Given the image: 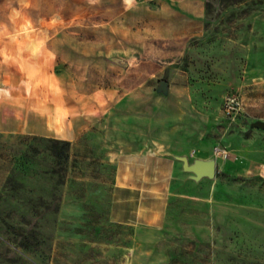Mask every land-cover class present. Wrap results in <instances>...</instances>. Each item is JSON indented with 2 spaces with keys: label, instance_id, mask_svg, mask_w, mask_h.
Instances as JSON below:
<instances>
[{
  "label": "rangeland",
  "instance_id": "rangeland-1",
  "mask_svg": "<svg viewBox=\"0 0 264 264\" xmlns=\"http://www.w3.org/2000/svg\"><path fill=\"white\" fill-rule=\"evenodd\" d=\"M0 94V264H264V0H0Z\"/></svg>",
  "mask_w": 264,
  "mask_h": 264
},
{
  "label": "crops",
  "instance_id": "crops-1",
  "mask_svg": "<svg viewBox=\"0 0 264 264\" xmlns=\"http://www.w3.org/2000/svg\"><path fill=\"white\" fill-rule=\"evenodd\" d=\"M1 99L2 98L0 94V104H1ZM13 121H14L13 122L14 124L10 126H2L0 124V129L13 130V131L20 130L22 128V119L16 118ZM203 159H206V158H203ZM170 165L171 167L169 168V164L163 165L160 162H155L152 164H147L146 170L151 171L155 176H157L155 177L156 179L157 178L161 179V178H164L168 174V172H170V170L173 168L174 164L171 163ZM145 181H148V180L147 179L145 180L142 176H137L134 174V176L132 175L131 178H128V180L125 183L128 189L126 190L127 193L131 194L132 196L131 199L137 200V203L135 205L136 207L135 214H136L137 220L139 219L141 220V216H143L142 211L145 208V201H143L142 198H144L145 192H147L148 190H156L158 192H162L161 190L163 188V182L161 180L159 182H150V183L148 182L149 184L148 183L145 184ZM162 203H163V197L161 195L155 196V203H154L155 208L153 207V210L151 211L148 219H145L144 221H147L149 223H157L161 216L160 207Z\"/></svg>",
  "mask_w": 264,
  "mask_h": 264
},
{
  "label": "trees",
  "instance_id": "trees-1",
  "mask_svg": "<svg viewBox=\"0 0 264 264\" xmlns=\"http://www.w3.org/2000/svg\"><path fill=\"white\" fill-rule=\"evenodd\" d=\"M241 1L243 0H219L222 6L236 4ZM46 140L49 142V149L54 164V172H61V174L63 173L64 175L68 159V141L56 138H47Z\"/></svg>",
  "mask_w": 264,
  "mask_h": 264
},
{
  "label": "water",
  "instance_id": "water-1",
  "mask_svg": "<svg viewBox=\"0 0 264 264\" xmlns=\"http://www.w3.org/2000/svg\"><path fill=\"white\" fill-rule=\"evenodd\" d=\"M165 87H166V82L161 81L160 88L164 89ZM255 125L264 127V122L257 121L255 122ZM182 160H183L182 168L185 171L192 172L194 174L193 177L195 179L201 178L203 176L211 178L215 174L216 163L214 158H208V159L195 158L190 163H188L185 157H182Z\"/></svg>",
  "mask_w": 264,
  "mask_h": 264
},
{
  "label": "built area",
  "instance_id": "built-area-1",
  "mask_svg": "<svg viewBox=\"0 0 264 264\" xmlns=\"http://www.w3.org/2000/svg\"><path fill=\"white\" fill-rule=\"evenodd\" d=\"M222 110L228 117H234L242 111V104L236 94H226L222 98Z\"/></svg>",
  "mask_w": 264,
  "mask_h": 264
},
{
  "label": "clouds",
  "instance_id": "clouds-1",
  "mask_svg": "<svg viewBox=\"0 0 264 264\" xmlns=\"http://www.w3.org/2000/svg\"><path fill=\"white\" fill-rule=\"evenodd\" d=\"M125 5H127L128 7H131L134 3V0H124Z\"/></svg>",
  "mask_w": 264,
  "mask_h": 264
}]
</instances>
